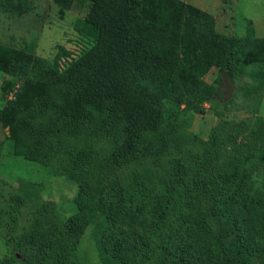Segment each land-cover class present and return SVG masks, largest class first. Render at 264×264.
I'll list each match as a JSON object with an SVG mask.
<instances>
[{"label":"rangeland","instance_id":"rangeland-1","mask_svg":"<svg viewBox=\"0 0 264 264\" xmlns=\"http://www.w3.org/2000/svg\"><path fill=\"white\" fill-rule=\"evenodd\" d=\"M23 1L21 17L0 12V47L46 61L55 76L50 88L29 83L27 99L43 98L29 127L20 121L10 135L0 122V264H99L100 245L126 229L140 237L135 248L144 256L125 264H156L162 239L182 222L198 224L230 251L241 207L253 216L263 209L264 218V88L244 75L252 67L246 55L242 67L223 71L224 84L215 68L201 75L221 98L164 97L160 123L136 137L131 157L115 160L123 129L103 111L83 108L70 125L55 121L50 108L73 92L67 69L94 43L84 21L89 3L61 11L51 0ZM176 1L198 9L205 0ZM155 8L147 2L132 13L155 22ZM245 10L264 11V0H217L215 33L243 36L246 20L236 11ZM250 28L251 37H264L260 21ZM5 82L12 97L20 82L0 74V86ZM7 95L0 92V110ZM22 109L12 118L20 119ZM54 125L62 131L50 137L41 132Z\"/></svg>","mask_w":264,"mask_h":264},{"label":"trees","instance_id":"trees-1","mask_svg":"<svg viewBox=\"0 0 264 264\" xmlns=\"http://www.w3.org/2000/svg\"><path fill=\"white\" fill-rule=\"evenodd\" d=\"M51 1L61 11L69 9L74 2H88L84 21L94 39L93 45L67 69V75L75 79L74 90L59 106L50 105L55 121L67 119L72 125L74 114L83 108L103 111L123 129L121 142L112 154L115 160L131 157L136 137L160 123V104L164 97L174 102L194 96L221 98L200 80L210 68L233 73L245 64L246 55L252 67L245 70L244 75L264 88V38L251 37L249 20L245 21L243 36L230 37L215 33L211 15L195 7H181L176 0ZM147 2L156 6L155 22L132 13ZM26 6L23 0H0V12L12 17L24 15ZM138 23L145 26L139 29ZM167 47L173 51L168 53ZM57 49L64 52L62 47ZM52 72L51 66L40 58L0 47V74L20 82L17 93L5 100L0 122L10 129L19 127L20 121L29 127L28 122L41 113L38 106L43 98L36 96L28 100V85L38 82L50 88ZM11 87V83L5 82L0 92L7 95ZM24 99L35 109L33 114L24 107L27 106ZM21 105L20 119L12 118L11 112ZM13 129L9 130L10 135ZM48 130L41 129V132L50 137L61 132L62 127L54 125ZM248 212L245 206L240 208V219L233 229L235 244L228 246L230 251L198 224H174L170 227L172 233L162 239V253L156 264H264L261 258L264 254L263 209L256 216ZM219 229L226 238L227 227L222 224ZM130 232L121 231L100 245L103 254L99 264H125L133 257L144 256L141 249L135 248L140 237Z\"/></svg>","mask_w":264,"mask_h":264},{"label":"crops","instance_id":"crops-1","mask_svg":"<svg viewBox=\"0 0 264 264\" xmlns=\"http://www.w3.org/2000/svg\"><path fill=\"white\" fill-rule=\"evenodd\" d=\"M211 2H208L207 0H205L204 2H200V3H197V8L202 10L203 12L205 13H208L209 15H211L213 17V20H214V28L216 30V19L219 18L220 19V15L218 13V11H212L215 4H216V1L217 0H209ZM212 1H213V4H212ZM242 17L243 19L245 20H249L251 21V23L253 25H256V23L258 21H260L262 24H264V11H241L240 13H238V11H236V17ZM235 17V18H236ZM264 31V29H263ZM264 38V37H262Z\"/></svg>","mask_w":264,"mask_h":264},{"label":"water","instance_id":"water-1","mask_svg":"<svg viewBox=\"0 0 264 264\" xmlns=\"http://www.w3.org/2000/svg\"><path fill=\"white\" fill-rule=\"evenodd\" d=\"M226 76H227V73L226 72H222L221 73V79H222V83L224 84L226 81Z\"/></svg>","mask_w":264,"mask_h":264},{"label":"built area","instance_id":"built-area-1","mask_svg":"<svg viewBox=\"0 0 264 264\" xmlns=\"http://www.w3.org/2000/svg\"><path fill=\"white\" fill-rule=\"evenodd\" d=\"M10 96H11V95H7V98H8V99H11L12 97H10Z\"/></svg>","mask_w":264,"mask_h":264}]
</instances>
